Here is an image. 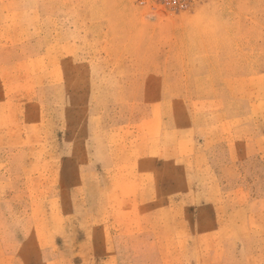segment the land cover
<instances>
[{"label": "rangeland", "instance_id": "1", "mask_svg": "<svg viewBox=\"0 0 264 264\" xmlns=\"http://www.w3.org/2000/svg\"><path fill=\"white\" fill-rule=\"evenodd\" d=\"M0 264H264V0H0Z\"/></svg>", "mask_w": 264, "mask_h": 264}]
</instances>
